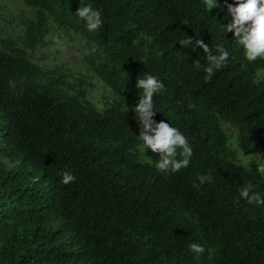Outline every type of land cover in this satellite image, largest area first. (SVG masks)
I'll return each mask as SVG.
<instances>
[{
    "label": "trees",
    "instance_id": "trees-1",
    "mask_svg": "<svg viewBox=\"0 0 264 264\" xmlns=\"http://www.w3.org/2000/svg\"><path fill=\"white\" fill-rule=\"evenodd\" d=\"M61 25L77 23L96 46L99 72L120 99L98 111L62 92L63 83L16 55L0 52V121L5 142L24 163L0 171V204L21 212L22 226L0 249V264H264V206L248 203L243 188L264 197V173L246 168L227 146L221 122L238 128L239 149L264 162V59L249 62L220 24L231 21L225 0H24ZM232 3V0H227ZM91 4L103 26L89 32L76 14ZM188 36L229 51L227 66L211 79L202 49L179 45ZM36 41L29 44L35 50ZM153 75L165 90L154 95V117L187 138L193 155L178 172L141 163V125L133 109ZM130 110H126V108ZM177 156V159H182ZM48 195L27 181V168ZM75 180L63 184L62 173ZM207 180L201 182L200 178ZM61 221L54 230L49 224ZM193 243L205 247L197 258Z\"/></svg>",
    "mask_w": 264,
    "mask_h": 264
},
{
    "label": "rangeland",
    "instance_id": "rangeland-1",
    "mask_svg": "<svg viewBox=\"0 0 264 264\" xmlns=\"http://www.w3.org/2000/svg\"><path fill=\"white\" fill-rule=\"evenodd\" d=\"M36 14L37 10L26 5L24 0H0V52L16 55L17 51H21L27 61L44 72L43 75L34 76L35 81L45 83L50 76L55 77L63 83L62 92L79 98L83 105L90 104L96 110L104 111L120 101L98 70L96 46L78 24L61 25L47 14L45 22L39 26ZM32 40L37 43L34 51L29 48ZM263 81L264 71H258L255 82ZM221 125L227 138V146L236 154L239 164L247 168L251 162H263L255 152L247 154L240 151L237 127L226 122H221ZM153 156V152L143 148V144L138 148L141 163H152ZM21 167H24V163L17 157V152L3 139L0 121V171L15 173ZM205 180L206 177L200 178L201 182ZM27 181L47 197L46 183L34 175L29 167ZM6 205L0 204V249L8 246L13 231L22 226L21 212L3 207ZM61 224V221L55 220L49 225L57 230Z\"/></svg>",
    "mask_w": 264,
    "mask_h": 264
},
{
    "label": "clouds",
    "instance_id": "clouds-1",
    "mask_svg": "<svg viewBox=\"0 0 264 264\" xmlns=\"http://www.w3.org/2000/svg\"><path fill=\"white\" fill-rule=\"evenodd\" d=\"M219 3L220 0H204V7L212 10L217 8ZM225 7L231 21L226 25L220 24L221 28L226 33L234 34V40L242 47L247 61L255 62L264 58V0H232V3H227L225 0ZM76 14L85 22L89 32H95L103 26L101 12L94 9L91 4L79 8ZM179 45L193 52L202 49L206 55L207 64L202 65L199 60H194V68L202 69L206 73V79H211L215 72L227 66L230 53L223 44H217L213 50L202 39L195 38L194 40L193 37L187 35L186 39L180 40ZM136 88L141 89L143 93L139 96L138 105L133 109L141 125L138 138L142 141L143 148L159 154L160 159L155 164V168L160 173H167L178 172L181 168L187 167L193 155L188 138L169 122L157 123L154 119L158 111L155 109L153 97L165 90L163 81L156 76L147 75L136 81ZM178 155L183 158L177 159ZM257 171L264 173V162H257ZM74 180L75 177L71 172L62 173L61 182L63 184L67 185ZM240 195L250 204L264 206V197L253 191L251 185L243 188ZM189 247L197 258L206 251L203 245L197 243Z\"/></svg>",
    "mask_w": 264,
    "mask_h": 264
}]
</instances>
